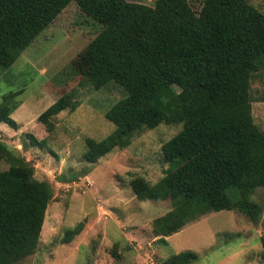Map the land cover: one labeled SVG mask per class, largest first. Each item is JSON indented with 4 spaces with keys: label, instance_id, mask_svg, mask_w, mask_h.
Listing matches in <instances>:
<instances>
[{
    "label": "trees",
    "instance_id": "trees-1",
    "mask_svg": "<svg viewBox=\"0 0 264 264\" xmlns=\"http://www.w3.org/2000/svg\"><path fill=\"white\" fill-rule=\"evenodd\" d=\"M70 1L100 27L78 70L95 89L113 82L124 90L104 112L112 131L100 140L85 138L83 159L93 163L161 122L179 124L160 145L163 176L133 187L139 200L171 204L153 220L152 232L168 236L219 210L256 223L261 206L251 196L264 187V130L252 120L250 84L264 71V7L245 0H202L197 11L188 0H0V66L11 65ZM16 106L10 92L3 95L0 122L15 128L9 115ZM75 107L66 93L37 121L50 130L51 116ZM0 160L8 165L0 169V264H16L33 253L50 187L1 141ZM80 228L66 229L61 242ZM259 244L264 259V229ZM196 257L183 250L162 264H190Z\"/></svg>",
    "mask_w": 264,
    "mask_h": 264
},
{
    "label": "rangeland",
    "instance_id": "rangeland-1",
    "mask_svg": "<svg viewBox=\"0 0 264 264\" xmlns=\"http://www.w3.org/2000/svg\"><path fill=\"white\" fill-rule=\"evenodd\" d=\"M201 1L188 0L194 11ZM245 1L264 7V0ZM99 28L70 1L11 65L0 66V100L10 92L17 104L9 115L15 128L0 122V141L29 162L35 180L50 187L33 253L16 264H162L183 250L196 253L190 264H264L259 244L264 187L251 196L261 206L256 223L238 211L219 210L188 221L168 236L152 232L153 220L171 204L151 197L139 200L133 187L155 184L163 176L167 164L161 161L160 145L179 124L161 122L93 163L83 159L84 139L100 140L112 131L104 112L124 95L113 82L95 89L78 70L80 54ZM250 86L255 96L252 120L264 130V71ZM66 93L76 107L51 116L47 130L37 116ZM7 167L0 160V169ZM77 223L78 233L61 242L64 231Z\"/></svg>",
    "mask_w": 264,
    "mask_h": 264
}]
</instances>
